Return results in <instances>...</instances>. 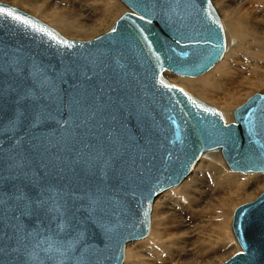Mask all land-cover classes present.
<instances>
[{
	"label": "water",
	"instance_id": "obj_1",
	"mask_svg": "<svg viewBox=\"0 0 264 264\" xmlns=\"http://www.w3.org/2000/svg\"><path fill=\"white\" fill-rule=\"evenodd\" d=\"M121 1L130 11L89 41L0 2L34 25L0 14V264H124L206 152L264 174V92L227 123L165 76L224 58L213 0ZM232 229L241 250L223 264H264V192Z\"/></svg>",
	"mask_w": 264,
	"mask_h": 264
},
{
	"label": "bare ground",
	"instance_id": "obj_2",
	"mask_svg": "<svg viewBox=\"0 0 264 264\" xmlns=\"http://www.w3.org/2000/svg\"><path fill=\"white\" fill-rule=\"evenodd\" d=\"M15 1L18 2L21 6L28 8L31 13L40 16L42 19L46 18L47 16L52 17L53 21L56 22V24L63 26L69 32L79 35L89 34V32L95 31L103 25L105 26L106 23H110L109 25L114 24L121 17L118 16L115 10V0H75L76 6L78 7L77 9H79V14L77 15L78 18L73 21H68L64 19V17H60L61 15H54L53 13L55 12V10L53 11V13L49 12V10L44 7V5H39L38 1L14 0V2ZM217 2L222 7L228 42L227 52L225 56L228 59L229 65L226 66L225 69H222V72L227 69V71L223 73V75L226 74L227 76V74L230 75L229 73L232 72L234 78L231 81H224L225 83L223 82V84L220 86L222 92L227 93L230 99L219 97L220 94L219 96L218 94L214 95L210 99L220 102L219 106L222 107L224 118L226 122L229 123L234 121V112L236 110V105L232 103V100L235 101L238 98H243L248 90H251V92L254 91H252V89H258L260 90V92L264 90V0H248V5H252L250 7L247 6L248 8L243 12L237 9H233L229 5L228 0H217ZM242 7L244 8V6ZM23 10H25V8ZM241 50L243 51L245 56H243L244 58L242 57L244 62L242 61V65L236 68L235 64L237 62L235 58H237L238 56H235ZM222 60L220 62H222ZM219 75L222 76V74L220 73ZM215 76L216 75L206 80L202 79L203 81L199 83H197L198 81L196 82L192 79H181L178 82L183 87L188 88L193 87L199 89V87L204 85H206V87L207 85L210 87H217L218 80ZM263 92L264 91H262V93ZM219 102L216 103L219 104ZM219 151L222 150L220 149L217 151L213 150L206 152L197 163V168L195 167L193 172L182 183H184L189 177L190 178L180 187V189H178L176 196L178 195L182 198L185 196L189 197L188 204L185 207L186 210L179 209L178 212H175L174 210L177 209H175L173 206L172 208L174 210H172L174 212L172 211L173 213L171 214H165V212L167 211L166 206L169 202L167 203V198L160 197L162 194L157 197L154 206L155 218H158V225L152 232L150 230L151 235L149 233L150 237L148 235L149 239L144 245H142V247L150 249L155 247V249L157 250V248L161 246L162 242H165L164 245L168 243L169 246L167 247V250L163 251L164 253H162V250H164L163 248L165 246H161L163 247L161 251H158L160 249L157 250L158 253L161 252L159 253L161 254L159 261H157L158 256H156L155 260L148 261L150 259L149 258L148 260H144L143 264H223L219 261L225 259L226 257L230 258L231 256L229 255L231 252L235 253L241 250L240 245H237L238 241L236 240L235 235H233L234 232L232 233L233 229L231 230V223L233 224L232 218H234V207L235 205L239 204L236 203L237 197L239 198V196L241 197V195L250 196L251 193H254L253 190H255L257 186L255 187V185H253L249 189H242L239 185H237L239 183H242V178L226 173V160L223 153L222 157ZM192 174L194 175L191 177ZM211 177L213 178V184L212 187H210V191L206 190V192L197 195L195 193V188H197L201 183H204L206 179H209ZM262 181L264 184V180H260L259 182ZM262 189L264 188H261L260 190H258V192H255L254 194H252V196L258 195L259 197V194L262 193ZM244 198H246L245 200H247V197ZM254 198L255 197H253V199ZM183 199V202L187 201V199ZM248 199L252 200L251 198ZM167 207L170 206L168 205ZM165 215L166 217L169 215L168 218L169 220L171 219L169 222ZM177 219H179L180 221L177 222ZM130 244H128V246ZM128 246L126 249V262L130 258L135 259V257L137 256V253L135 251L136 249H131ZM154 250L152 249V251ZM147 255L149 254L147 253ZM139 263H142L141 260L139 261Z\"/></svg>",
	"mask_w": 264,
	"mask_h": 264
},
{
	"label": "rangeland",
	"instance_id": "obj_3",
	"mask_svg": "<svg viewBox=\"0 0 264 264\" xmlns=\"http://www.w3.org/2000/svg\"><path fill=\"white\" fill-rule=\"evenodd\" d=\"M1 2H4V3H6V4H8V5H11V6H14V7H16V8H19V9H21V10H23L24 8H25V10H27V11H25V10H23V11H25V12H27V13H29L30 15L31 14H33V13H31L30 12V10L28 9V8H26V7H23V6H21L18 2H14V0H0ZM35 1H38V3H39V5L41 4V5H44V7L45 8H47L48 10H49V12H51V13H53V11L55 10V12L53 13L54 15H57V16H60V17H64V19H66V20H68V21H73V20H75L76 18H78V11H79V9H77L78 7L76 6V2H75V0H35ZM47 1V2H46ZM237 1V2H236ZM243 3H242V2ZM228 2H229V5L233 8V9H237V10H240L241 12H243V11H245V9H247L248 7H250L248 4H249V2H248V0H228ZM239 2V3H238ZM244 2H246V3H244ZM237 3V4H236ZM213 4H214V6H215V8L217 9V11H218V13H219V15H220V17H221V19H222V22H223V25H224V17H223V11H222V7H221V5L220 4H218V2H217V0H213ZM244 4V5H243ZM53 5V6H52ZM236 6H237V8H236ZM242 6H244V8L242 7ZM246 6V7H245ZM248 6V7H247ZM62 7V8H61ZM239 8H241V9H239ZM56 9H57V11H56ZM221 9V10H220ZM115 10H116V12H117V14H118V16H122V15H124L125 13H127V12H129V9L127 8V6L121 1V0H115ZM121 10V11H120ZM62 13V14H61ZM74 15V16H73ZM32 16H34V17H36V18H38V19H40V20H42L43 22H45V23H47L48 25H50L51 27H53L55 30H57L59 33H61L63 36H65V37H67L68 39H70V40H76V41H89V40H93V39H95V38H97V37H99V36H102L103 34H105L106 32H108L114 25H115V23L114 24H111V25H109L108 23H106V24H108V25H106L105 24V26L103 25V26H101V27H99L97 30H95V31H91V32H89V34H85V35H79V34H75V33H72V32H69V31H67L63 26H61V25H59V24H56V22H54L53 21V19H52V17H46V18H41L40 16H38V15H35V14H33ZM52 20H51V19ZM70 18V19H69ZM51 21H52V23H51ZM224 29H225V33H226V37H227V31H226V28H225V25H224ZM96 31H97V33H96ZM100 31V32H99ZM72 33V34H71ZM74 34V35H73ZM95 34V35H94ZM78 37V38H77ZM238 56V57H237ZM244 56V53H243V51L241 50L238 54H236V56L235 57H237V58H235L236 59V62L237 63H240V64H235L236 65V68L238 67V66H241L242 65V61L244 62V60H243V58L245 57H243ZM240 57V58H239ZM243 57V58H242ZM242 59V60H241ZM239 61V62H238ZM222 64V65H221ZM225 65V66H224ZM229 65V62H228V59H227V57L225 56L224 57V59L222 60V62H220L212 71H210V72H208L207 74H205V75H203V76H199V77H195V78H193V77H181V76H179V75H176V74H174V73H171V72H166L165 73V76L168 78V80H170L171 82H173V83H176V84H178V85H180L179 84V82L178 81H180L181 79H192V80H194V81H198L197 83H199V82H201V81H203L202 79H204V80H206V79H208V78H212L214 75H216L215 77H217V83H218V86L217 87H213V86H208L207 85V87H206V85H204V86H201V87H199V89H197V88H193V87H184V88H186L187 90H189L191 93H193L194 95H196L198 98H200L201 100H203L204 102H206V103H208V104H210V105H212V106H214V107H216L217 109H219L221 112H223L222 111V107L221 106H219L220 105V102L219 101H216V100H212V99H210L212 96H214V95H217L218 94V96H219V94H220V96L219 97H224V98H226V99H230L229 98V95L227 94V93H224V92H222V90H221V85L223 84V82L225 81V82H227L228 80L229 81H231V80H233V78H234V75H233V73L231 72V73H229L230 75H228L227 74V76H228V78H227V76H226V74H224L223 75V73H225L226 71H227V69L225 70V71H223L222 72V69H225L226 68V66H228ZM222 68H221V67ZM213 73H214V75H213ZM219 73L220 74H222V76L223 77H225V78H223L222 76H220L219 75ZM231 76V77H230ZM205 77V78H204ZM224 82V83H225ZM220 84V85H219ZM180 86H182V85H180ZM183 87V86H182ZM204 87V88H203ZM216 88V89H213V88ZM209 91H208V90ZM219 90H220V93H219ZM254 90V91H253ZM252 91L253 92H251V90H248V92L243 96V98L241 97V98H238L237 100H235V101H233L232 100V103H234V105H236L235 107H236V109L237 108H239L240 106H242L249 98H251L252 96H254V95H256L257 93H262V91H264V90H262L261 92H260V90H258V89H252ZM256 91V92H255ZM207 93V94H206ZM255 93V94H254ZM209 94V95H208ZM228 95V96H227ZM219 97H217V98H219ZM208 98V99H207ZM221 99V98H220ZM216 102H219V104L218 103H216ZM238 105V106H237ZM240 105V106H239ZM213 153H216V152H213ZM219 153H221V155H222V151H219ZM209 154V153H208ZM222 157H223V155H222ZM197 168V167H196ZM225 168H226V173L227 174H230V175H236V176H238V177H240V178H242V183H239V184H237V185H239L242 189H249V188H251L253 185H255V187H256V189L255 190H253L254 191V193L255 192H258V190H260L261 188H264L263 186H264V184H263V181L262 182H259L260 180H264V174H239V173H234V172H232L231 170H229L228 169V167H227V165H226V163H225ZM195 172V171H194ZM194 174H192L191 175V177L193 176ZM190 178V177H189ZM188 178V179H189ZM187 179V180H188ZM258 179V180H257ZM186 180V181H187ZM185 181V182H186ZM244 181H246V182H244ZM184 182V183H185ZM260 184H258V183ZM184 183H182L181 185H179L178 187H175V188H173V189H175L176 190V192H175V190H173V189H171V190H169V191H167V192H165V193H163L160 197H165V198H167L166 200H167V206L169 205L170 207H167L166 206V210L168 211H166L165 212V214H171V213H173L174 211L175 212H178V210L179 209H183V210H186L185 209V207L187 206V204H188V198L189 197H183V198H185V200L187 199V201H184L183 202V198L181 197V196H176V193H177V191H178V189H180V187L184 184ZM212 184H213V178L211 177V178H209V179H206V181L204 182V183H201L197 188H195V193L197 194V195H200V194H202L203 192H206V190L207 191H210V187H212ZM248 184V185H247ZM204 188V189H203ZM201 190V191H200ZM262 191V193L264 192V189H262L261 190ZM254 193H251L250 194V196L249 195H246V196H243V195H241V197L239 196V198H241V199H239L238 197H237V199H236V203L238 204V205H235V207H234V212H233V215H234V213H235V211H236V209L237 208H239L240 206H242V205H244V204H246V203H249V202H251V201H254V200H256L257 198H258V195H253L252 196V194H254ZM262 193H260L259 194V196L262 194ZM207 196V195H206ZM205 196V197H206ZM197 197V196H196ZM244 197H247V200H245L246 198H244ZM253 197H255L254 199H253ZM248 198H251L252 200H249ZM172 199H177V200H172ZM239 199V200H238ZM170 200H172V201H170ZM177 201V202H176ZM240 201V202H239ZM181 202V203H180ZM177 205V206H176ZM180 205V206H179ZM174 206V208L175 209H177V210H174L172 207ZM178 207H180V208H178ZM174 211H173V210ZM173 211V212H172ZM169 216V215H168ZM168 216L166 217V215H165V217L168 219V222L171 220H169V218H168ZM187 219H188V217H187ZM175 221V220H174ZM180 220L179 219H177V222H179ZM232 222H233V218H232ZM162 223H163V221H162ZM157 225H158V218L156 219L155 218V206H154V212H153V216H152V229H151V232L153 231V230H155L156 229V227H157ZM161 225H163V224H161ZM231 230H232V223H231ZM151 232H150V235H151ZM232 233H233V231H232ZM150 235H149V237H150ZM234 235V234H233ZM149 237L148 238H146V239H144V240H142V241H138V242H134V243H132V244H130L128 247H130L131 249H136L135 251H136V253H137V256L135 257V259L134 258H130L127 262L125 261V263L124 264H143V261L144 260H148L149 258V260L148 261H151V260H155V257L156 256H158L157 258H158V260L157 261H159L160 259V255L161 254H159V253H161V252H159L158 253V251H161V249L163 248L164 250H162V253H164L163 251H165V250H167V247L169 246V244L167 243V244H165L164 245V243L165 242H162V244H161V246H163V247H159V248H157V250L158 249H160V250H156L155 249V247H153V248H143L142 247V245H144L145 243H146V241L149 239ZM235 239V238H234ZM236 241V240H235ZM237 243V242H236ZM132 245V246H131ZM237 245H238V243H237ZM239 246V245H238ZM152 249L154 250V251H152ZM138 250V251H137ZM156 251H157V253H156ZM147 253L149 254V255H147ZM154 253V254H153ZM236 253V252H235ZM235 253H233V252H231L230 253V255L229 256H232V255H234ZM143 254V255H142ZM159 254V255H158ZM228 256V257H229ZM142 257V258H141ZM141 258V259H140ZM153 258V259H152ZM229 258H225V259H223V260H220L219 262H221V263H224L226 260H228ZM141 260V262L142 263H139V261ZM217 264H220V263H217Z\"/></svg>",
	"mask_w": 264,
	"mask_h": 264
},
{
	"label": "snow or ice",
	"instance_id": "obj_4",
	"mask_svg": "<svg viewBox=\"0 0 264 264\" xmlns=\"http://www.w3.org/2000/svg\"><path fill=\"white\" fill-rule=\"evenodd\" d=\"M0 14H4V15H7L9 17H12L13 19L17 20V21H20L21 23H23L24 25H28V26H33L34 25L32 24V21L29 20V19H26L20 15H14V13L10 10H7L5 8H2L0 7ZM40 31H46L45 29H40ZM161 83L163 84L164 82L161 81ZM165 87H168V85H164Z\"/></svg>",
	"mask_w": 264,
	"mask_h": 264
}]
</instances>
